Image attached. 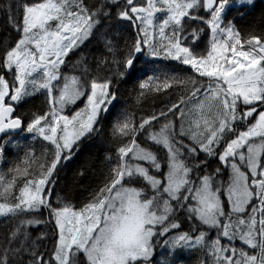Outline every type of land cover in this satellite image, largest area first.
Listing matches in <instances>:
<instances>
[{
	"label": "snow or ice",
	"instance_id": "6c2138e0",
	"mask_svg": "<svg viewBox=\"0 0 264 264\" xmlns=\"http://www.w3.org/2000/svg\"><path fill=\"white\" fill-rule=\"evenodd\" d=\"M230 3L17 0L6 6L19 38L0 46V133L27 132L46 151L38 170L30 171L36 158L26 152L0 173V217L15 222L0 242V264H152L161 239L172 253L198 248L205 256L200 264H264V32L242 39L224 22ZM105 22L106 52L95 58V69L86 61L69 69L70 53L95 39ZM125 24L129 37H121L122 46L113 43L112 27ZM165 61L192 75L150 67ZM130 81L137 100L168 96L174 86L185 91L138 125L126 113L118 117L115 154L102 181L86 202L58 197L54 205L57 175L103 132L120 85ZM37 94L45 97L37 111H18ZM77 101L83 107L73 111ZM140 136L163 155L141 147ZM3 151L0 145V156ZM18 177L23 186L16 194ZM45 210L48 220L39 218ZM42 223L52 224L51 250H41L46 235L32 240L28 232ZM204 226L216 231L214 239Z\"/></svg>",
	"mask_w": 264,
	"mask_h": 264
},
{
	"label": "trees",
	"instance_id": "16d2710c",
	"mask_svg": "<svg viewBox=\"0 0 264 264\" xmlns=\"http://www.w3.org/2000/svg\"><path fill=\"white\" fill-rule=\"evenodd\" d=\"M17 0H0V46L10 40L18 39V35L15 30L11 27L8 22L7 5L12 3L15 5ZM19 3L24 2H36V0H18ZM89 5L96 4L97 6L107 3L108 0H86ZM122 2V0H118ZM112 10H115V4L112 5ZM230 22L233 23L236 30L241 34L243 39L250 33L264 32V0H256L252 6H241L230 10V13L226 17ZM193 26H196L195 24ZM203 26V25H202ZM109 23L105 22L100 33L97 34L95 39H91V42L86 41L80 49L76 50L75 55L71 56L69 67L72 64L79 62L83 66V62L95 69V58L101 56L102 53L106 52L104 48V40L101 38V34L107 31ZM123 38L129 37V31L124 28L112 27V31L109 33V39L115 37L113 43L120 44L122 46ZM143 65H141L142 67ZM157 69L159 72H169L173 75L188 76L192 75L190 71H181L180 68L174 62H161L155 65H150ZM78 74V71L76 72ZM150 75L152 73H149ZM134 82L122 83L120 85V102L117 108L112 110L103 122V132L100 135L92 137L81 145V150L76 154L72 162L67 164L61 169L56 177V184L53 186V193L50 197L52 203L55 205L57 198L61 200L67 198L73 205L86 202L89 194L99 184L104 174L107 173L110 164L109 157L115 154V137L112 134L113 124L118 117H122L123 114H127L134 124L138 125L140 118L146 116L152 111L159 112L165 105L170 106L172 102H176L177 98L185 91L182 86H174L170 95H149L144 98L137 100L138 93L133 91ZM190 87V85H189ZM45 97L41 94H37L34 97L28 98L27 103L22 102V107L18 109L20 112L27 113L29 111H37L44 102ZM163 122V121H161ZM159 125H155L153 130H156ZM10 139H9V138ZM19 137L18 135L3 136L0 140V145L4 146L3 161L0 163V173H6L9 168L15 167L19 164L25 156L26 151L24 149L16 150L13 144L8 143L9 141L15 140ZM138 143L144 147H149L160 155H163L162 150L148 141L144 140L143 136L138 137ZM5 143V145H3ZM42 145L41 148H36L35 151L38 153L34 154L36 162L32 165L33 169L38 170L39 165L44 162L43 152L46 151V147ZM44 146V147H43ZM213 158H209L212 160ZM216 167L215 162L212 163L209 171ZM83 173V174H81ZM12 177L8 175L5 179L10 180ZM21 177L17 178V187H14L13 192L18 194L19 187L23 186ZM2 190V189H0ZM224 197V196H223ZM225 202L226 199L224 198ZM0 202H4L0 199ZM42 220H48V213L45 210L43 215L39 217ZM14 221L6 217H0V242L3 241L4 235L10 231L14 226ZM199 223L198 221L196 222ZM195 226V225H194ZM183 231L189 230V225L185 223L182 227ZM201 230L207 232L209 239H214L216 231L214 229H208L206 226L202 227ZM28 232L32 240H37L41 235H46L47 239H44L41 246V250H51L54 244L52 237V224H38L29 226ZM198 233H193L197 235ZM225 243L224 240L221 241ZM235 246L239 248L236 244ZM205 259L204 253L198 248L192 249H178L175 253L163 244L161 239L159 246L156 247L152 264H200V261Z\"/></svg>",
	"mask_w": 264,
	"mask_h": 264
},
{
	"label": "rangeland",
	"instance_id": "374dc122",
	"mask_svg": "<svg viewBox=\"0 0 264 264\" xmlns=\"http://www.w3.org/2000/svg\"><path fill=\"white\" fill-rule=\"evenodd\" d=\"M256 0H252V3L251 4H249V3H247V2H240V0H231V3H230V5H229V7H228V9H226V13H225V18H224V22L225 23H231L232 25H233V23L232 22H230L229 21V19H227L226 17L228 16V14L230 13V10H232V9H235V8H239V7H241V6H252L253 5V3L255 2ZM200 26H202V25H200ZM234 26V25H233ZM193 27H195V26H193ZM203 27V26H202ZM235 28V27H234ZM206 31H207V29H206ZM208 35H209V37H210V32L208 33ZM82 46V45H81ZM247 45H244V48L242 49V50H247ZM71 68V66L69 67V69ZM69 69H65V71H69ZM69 74L71 75V74H76V73H72V72H70L69 71ZM28 99V98H27ZM83 99V98H82ZM78 107H83V104H82V102L81 101H77V104L76 105H74V106H72V110L74 111V110H76V108H78ZM175 123H176V126H177V129H178V127H179V121L178 120H176L175 121ZM9 138V137H8ZM10 139V138H9ZM9 139H7V141H6V145L8 144V143H11V144H13V146L16 148V150H20V148L19 147H21V149H24V152L26 151V152H31V153H33V154H36V153H38L37 151H35V149L36 148H41L42 147V145L44 144V142H42V140H41V138H39V137H36L35 139L33 138V136L31 135V134H29V133H27V132H22V133H20L19 134V137L17 138V139H15V140H12V141H9ZM149 143H151V144H153V145H155L153 142H151V141H148ZM3 145H5V143L3 144ZM45 146V145H44ZM43 146V147H44ZM4 147V146H3ZM141 147H144V146H142L141 145ZM149 148V147H148ZM150 150H152L151 148H149ZM152 151H154V150H152ZM155 152V151H154ZM3 156V155H2ZM3 159H4V157H3ZM3 159L1 158V156H0V163L3 161ZM146 166V165H145ZM224 198L226 199V197H221V199L222 200H224ZM235 244L240 248V247H244L245 248V250H248L247 249V247L245 246V245H243V243L241 242V241H239V240H236L235 241Z\"/></svg>",
	"mask_w": 264,
	"mask_h": 264
},
{
	"label": "water",
	"instance_id": "95a60500",
	"mask_svg": "<svg viewBox=\"0 0 264 264\" xmlns=\"http://www.w3.org/2000/svg\"><path fill=\"white\" fill-rule=\"evenodd\" d=\"M20 133H22V132H19V131H13V132H11L9 135H18V134H20ZM9 135H7V136H9ZM3 136H6V135H4L3 133H0V140H1V138H2Z\"/></svg>",
	"mask_w": 264,
	"mask_h": 264
},
{
	"label": "flooded vegetation",
	"instance_id": "af4514ba",
	"mask_svg": "<svg viewBox=\"0 0 264 264\" xmlns=\"http://www.w3.org/2000/svg\"><path fill=\"white\" fill-rule=\"evenodd\" d=\"M225 241V243L227 242L226 240H224Z\"/></svg>",
	"mask_w": 264,
	"mask_h": 264
}]
</instances>
